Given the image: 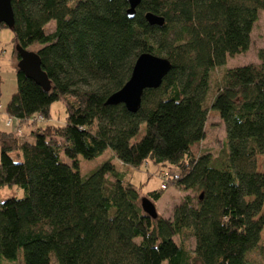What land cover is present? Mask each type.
<instances>
[{"label":"trees","instance_id":"obj_1","mask_svg":"<svg viewBox=\"0 0 264 264\" xmlns=\"http://www.w3.org/2000/svg\"><path fill=\"white\" fill-rule=\"evenodd\" d=\"M10 2L14 48L39 47L49 91L15 68L4 114L34 127L61 101L66 117L31 140L0 131V191L23 193L0 201V264H264V48L256 64L224 68L249 50L264 0H141L132 19L127 0ZM143 53L170 64L159 88L136 113L105 105ZM209 111L224 129L219 156L197 151ZM107 150L112 160L80 173L78 158ZM113 160L166 168L160 189L143 195ZM167 188L194 196L147 217L140 200L155 206Z\"/></svg>","mask_w":264,"mask_h":264},{"label":"rangeland","instance_id":"obj_2","mask_svg":"<svg viewBox=\"0 0 264 264\" xmlns=\"http://www.w3.org/2000/svg\"><path fill=\"white\" fill-rule=\"evenodd\" d=\"M54 24L50 23L46 27L47 32L53 31ZM13 35L7 28L0 27V131L8 132L4 126L3 120L5 119L4 110L9 102L11 96L16 91V79L15 68L17 65L13 45ZM38 46L31 47L29 51L36 52ZM264 48V11L258 13V19L255 23L250 35V47L249 50L240 56H236L233 59H228L225 65V69H231L233 67H241L248 64H256V53L259 49ZM223 68L216 69L212 74V79L218 78ZM213 98L212 92L209 95L208 102H211ZM65 110L61 101L55 102L50 107V118L42 123H36L34 127L22 126L20 130L22 132L21 138L31 140V134L40 127L47 125H63L65 122ZM224 129L222 122L218 114L214 111H209L206 126L205 139L198 146L199 152H210L212 155L219 156L221 149L223 148ZM112 155L108 150L102 155V157L94 159L92 161H86L82 158H78L79 171L82 175L89 173L96 169L101 162L108 160ZM64 162L70 164L69 161L63 159ZM112 164L115 170L125 175L124 177L130 180L131 184L140 188L141 193L144 195L149 192L158 191L162 184L163 172L166 168L156 167L151 163L142 164L138 168H132L129 166L120 165L116 160H113ZM257 170L264 173V156L257 158ZM185 196L193 198V194L187 192H180L178 190L167 188L161 197V199L155 204L157 214L163 218L168 219L171 217L174 207L182 202ZM16 197L22 198L23 193L17 189L5 188L0 191V201L3 202L9 198ZM147 197V196H143ZM262 240L264 241V230L262 231ZM185 246L188 250L192 251L194 248V242L191 238L185 239ZM18 264H20L18 262Z\"/></svg>","mask_w":264,"mask_h":264},{"label":"water","instance_id":"obj_3","mask_svg":"<svg viewBox=\"0 0 264 264\" xmlns=\"http://www.w3.org/2000/svg\"><path fill=\"white\" fill-rule=\"evenodd\" d=\"M140 2L141 0H127L128 10L126 15L129 19L134 17L135 10ZM144 18L150 26L161 27L163 25V19L152 14H146ZM0 25L9 30L13 26V12L10 0H0ZM14 50L19 59L16 69L27 79L48 92L49 83L46 75L41 70V63L37 54L23 50L18 46H15ZM169 70L170 64L167 60L148 53L139 55L134 62L128 81L119 91L109 96L105 105H123L127 111L136 113L140 107L143 91L159 88L162 79ZM140 207L147 217L151 219L157 218L156 208L148 199L142 198Z\"/></svg>","mask_w":264,"mask_h":264},{"label":"built area","instance_id":"obj_4","mask_svg":"<svg viewBox=\"0 0 264 264\" xmlns=\"http://www.w3.org/2000/svg\"><path fill=\"white\" fill-rule=\"evenodd\" d=\"M0 112H1V107H0ZM31 121H35L36 123H42V118L37 117ZM4 122V126L9 129V131L15 136V137H21L22 132L20 130V127L17 123L16 120H14L13 118L6 116L5 115V119L3 120Z\"/></svg>","mask_w":264,"mask_h":264}]
</instances>
